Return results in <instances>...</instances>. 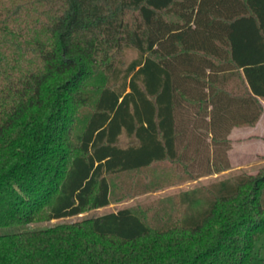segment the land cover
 I'll use <instances>...</instances> for the list:
<instances>
[{
  "label": "trees",
  "instance_id": "trees-1",
  "mask_svg": "<svg viewBox=\"0 0 264 264\" xmlns=\"http://www.w3.org/2000/svg\"><path fill=\"white\" fill-rule=\"evenodd\" d=\"M0 17V264H253L264 169L30 224L106 207L107 175L191 172L187 130L225 146L189 178L228 169L230 130L263 114L264 0H4Z\"/></svg>",
  "mask_w": 264,
  "mask_h": 264
},
{
  "label": "rangeland",
  "instance_id": "rangeland-1",
  "mask_svg": "<svg viewBox=\"0 0 264 264\" xmlns=\"http://www.w3.org/2000/svg\"><path fill=\"white\" fill-rule=\"evenodd\" d=\"M3 1L0 0V2ZM166 17L171 18L170 15H166ZM136 56L137 52L133 48L125 49V63H129ZM229 86L231 87L232 84L230 83ZM260 102L263 106V114L259 120L251 126H235L227 136L229 148L225 153L229 160L228 169L208 175L202 174L197 179L189 178L190 175L207 169L215 151L217 156L221 157L224 154L225 146L224 144L213 145L210 141L211 137L197 135L195 132L187 130V134L182 141V143H189L184 159L187 160L190 156H194L197 160L190 166L189 171L191 172L184 171V163L176 165V163L163 162L137 171L107 175L110 183L109 205L97 209H86L81 214L66 219L32 223L30 227H44L60 222L92 218L121 208H131L134 211H139L178 192L208 185L242 173L257 175L264 169V100L261 99ZM86 115V111H83L78 121L79 127L83 125ZM121 142L122 144L126 143L124 136L121 137ZM7 230L10 229L1 228L0 233ZM253 264H264V233L256 243Z\"/></svg>",
  "mask_w": 264,
  "mask_h": 264
}]
</instances>
